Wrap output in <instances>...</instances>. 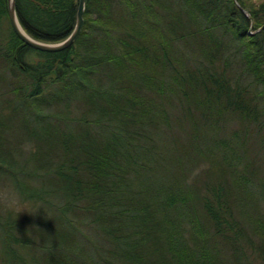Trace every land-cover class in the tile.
I'll list each match as a JSON object with an SVG mask.
<instances>
[{
  "label": "trees",
  "instance_id": "16d2710c",
  "mask_svg": "<svg viewBox=\"0 0 264 264\" xmlns=\"http://www.w3.org/2000/svg\"><path fill=\"white\" fill-rule=\"evenodd\" d=\"M0 184V264H264V0H0Z\"/></svg>",
  "mask_w": 264,
  "mask_h": 264
},
{
  "label": "water",
  "instance_id": "95a60500",
  "mask_svg": "<svg viewBox=\"0 0 264 264\" xmlns=\"http://www.w3.org/2000/svg\"><path fill=\"white\" fill-rule=\"evenodd\" d=\"M87 2L88 0H79L77 22L73 32L67 38L57 43L41 42L39 40L32 38L30 35L26 33V31L22 28L18 20L16 14L15 0H8L9 19L14 32L25 44L29 45L34 49L44 52H58L71 47L78 38V36L80 35L84 24V14L86 11ZM246 14L248 17H250L249 13Z\"/></svg>",
  "mask_w": 264,
  "mask_h": 264
},
{
  "label": "rangeland",
  "instance_id": "374dc122",
  "mask_svg": "<svg viewBox=\"0 0 264 264\" xmlns=\"http://www.w3.org/2000/svg\"><path fill=\"white\" fill-rule=\"evenodd\" d=\"M5 31H8L7 28L5 27L4 29ZM7 33V32H5ZM27 59L30 61H35L38 62L40 60H42V57L39 55H30L29 57H27ZM13 147V146H12ZM0 204L3 206H8V207H12L15 210H20V209H26L28 205H22L18 198L11 192L9 191L8 188H6L5 186L3 187V185L0 184ZM87 233H90V229L85 230ZM84 243L87 245V241L85 239Z\"/></svg>",
  "mask_w": 264,
  "mask_h": 264
}]
</instances>
